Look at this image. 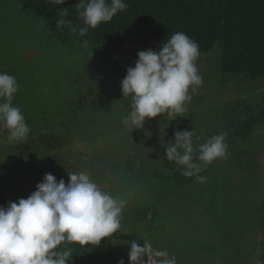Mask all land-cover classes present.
<instances>
[{
    "label": "trees",
    "instance_id": "obj_1",
    "mask_svg": "<svg viewBox=\"0 0 264 264\" xmlns=\"http://www.w3.org/2000/svg\"><path fill=\"white\" fill-rule=\"evenodd\" d=\"M77 3L66 0L52 6L46 0H0V72L16 78L20 89L13 104L30 128L27 140L15 143L0 126V206L27 198L46 173L67 183V172L90 171L96 182L108 183V192L128 200L123 216L129 215L130 220L125 221L130 234L143 233L145 240L160 247L165 237L163 224L175 198L184 201L215 190L216 198L224 200L221 192L235 179V175H227V168L234 167L239 174H248L252 182L258 181L262 154L240 145L264 127V110L244 107L236 115L222 114L223 128L211 136L227 132L230 155L200 173L207 177L213 169L212 186L196 190L204 183L182 176L181 166L164 158L174 134L172 139L155 138V127L170 122L171 117L146 118L141 129L122 124L131 101L123 99L120 82L138 57L124 68L118 58L131 45L154 42L159 51L162 42L182 31L198 43L200 55L219 49L222 75L264 82V0H125L126 10L110 22L89 28L85 37L71 35L67 29L63 33L56 30L58 12L63 8H68L67 18L83 26L77 18ZM148 148L153 152L147 154ZM221 165L226 172L219 177L215 167ZM237 191L236 199H240L238 195L244 192L241 187ZM258 192L253 204L246 206L249 216L240 229L243 236L217 227L234 248H216L214 237L212 251L203 250L202 263L191 256L193 251L166 250L177 264H252L256 254L264 263V177ZM251 233L260 238L255 249L247 252L241 243ZM107 239L83 249L68 244L73 250L70 264H118L121 259L129 264V245L124 255Z\"/></svg>",
    "mask_w": 264,
    "mask_h": 264
},
{
    "label": "clouds",
    "instance_id": "obj_2",
    "mask_svg": "<svg viewBox=\"0 0 264 264\" xmlns=\"http://www.w3.org/2000/svg\"><path fill=\"white\" fill-rule=\"evenodd\" d=\"M49 5H63L66 0H46ZM128 7L125 0H78L74 24L67 18L68 8L61 9L56 30L67 29L71 35L85 37L89 28L110 22ZM87 40L83 41L86 46ZM135 66H129L121 80L123 99L130 98L131 110L122 124L132 129L143 128L146 118L167 115L180 117L188 110L192 94L204 83L196 61L198 43L182 31L162 42L159 51L148 49L137 53ZM20 86L13 75L0 72V126L8 130L10 142L27 140L30 128L13 100ZM227 132L198 141L196 130L175 131L174 142H168L165 159L181 166V175L207 182L200 175L214 161L226 158ZM68 182L57 181L46 173L27 198L0 206V264H70L73 250L68 244L98 246L121 229L128 200L105 191L90 171L67 172ZM129 245V264H177L176 257L147 240ZM147 257V259H145ZM118 264H125L121 259Z\"/></svg>",
    "mask_w": 264,
    "mask_h": 264
},
{
    "label": "rangeland",
    "instance_id": "obj_3",
    "mask_svg": "<svg viewBox=\"0 0 264 264\" xmlns=\"http://www.w3.org/2000/svg\"><path fill=\"white\" fill-rule=\"evenodd\" d=\"M148 49L158 51L154 42L146 46H128L118 58L121 68H124L125 64L130 60L136 59L139 51H146ZM196 63L199 74L204 80L203 85L194 93H191L192 101L185 113L180 114V117L173 116L170 122H162L161 125L155 127L158 129L156 130V140L161 136L164 140L168 137L172 139V135L178 130L191 131L195 129L196 135L199 137L198 141L194 140L195 146L206 142L212 133H217L223 128V125H221L223 122V119H221L223 113L228 112L229 115H236L242 112L244 107L253 108L257 112L264 110L263 80L251 81L245 79L243 76L230 78L222 75L219 66V49L215 48L208 54L200 55ZM222 80H224L223 83ZM175 122H177V124H175ZM240 147L254 150L257 154H262L260 162L261 172L258 181H255V183L252 182L248 174H239L234 167L231 169L227 168V172L225 165L215 167V172H220L219 177H222L220 174L223 175L225 172L231 178L235 175V179L227 186L226 191L220 194V196L224 197V200L216 198L215 190H209L207 196L206 194L192 195L190 199H185L184 201L180 198H175V201H173L170 206L172 209H170L167 215V222L163 224L165 237L162 239L161 246L156 248L166 249V247H168L171 249V247H175L176 249L184 251L187 249L190 252L193 251L191 256L195 257L198 263H202L205 261L203 250L205 252H208V249L210 252L212 251L214 237L216 243L214 246L218 249H232L236 246L224 239V232L219 231L217 227L219 226L220 229L227 230L226 232H229V234L242 235L240 234V229L249 216V210L246 206L253 204V197H255L256 192L262 188L264 177V127L256 129L250 141L241 144ZM145 152L150 154L153 151H150L148 148ZM225 161L226 158L214 161L213 163L220 164ZM212 174L213 169L211 168L207 176V183L195 189L199 190L205 186H212ZM221 182L222 179H220V183ZM97 183L103 190H110L106 181H98ZM239 187L242 188L244 193L238 195L240 197L242 196L240 199H236V194H239L237 191ZM223 211L224 213H222ZM125 220H130L129 215L123 216L120 232L118 234H113L112 238L107 239L111 247L120 250L124 255H126L128 248V244L125 242L137 241L140 243L141 240L145 241L147 237L140 232L135 237L134 235L132 236V234H130L131 230H127L129 222ZM126 230L127 235L123 233V231ZM128 234L130 235L128 236ZM259 236L260 235L256 233L248 234V238L245 240L243 239L241 246L247 249V252H251L252 249H255V245H257L260 238ZM235 240L237 242L239 239L236 238ZM251 263L264 264L260 261L257 254L254 256V260H252Z\"/></svg>",
    "mask_w": 264,
    "mask_h": 264
}]
</instances>
